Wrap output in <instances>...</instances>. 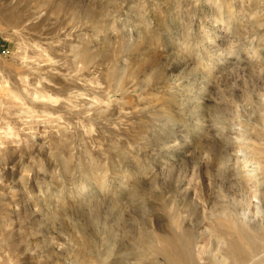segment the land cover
Here are the masks:
<instances>
[{
    "label": "rangeland",
    "instance_id": "rangeland-1",
    "mask_svg": "<svg viewBox=\"0 0 264 264\" xmlns=\"http://www.w3.org/2000/svg\"><path fill=\"white\" fill-rule=\"evenodd\" d=\"M189 258L264 264V0H0V264Z\"/></svg>",
    "mask_w": 264,
    "mask_h": 264
},
{
    "label": "bare ground",
    "instance_id": "bare-ground-1",
    "mask_svg": "<svg viewBox=\"0 0 264 264\" xmlns=\"http://www.w3.org/2000/svg\"><path fill=\"white\" fill-rule=\"evenodd\" d=\"M242 162H243V161H242ZM189 259H190V258H189ZM190 261H191V259H190ZM192 263H193V262L191 261L190 264H192Z\"/></svg>",
    "mask_w": 264,
    "mask_h": 264
}]
</instances>
